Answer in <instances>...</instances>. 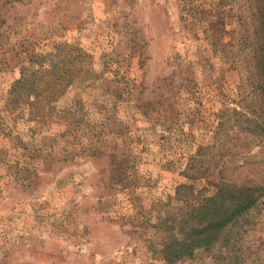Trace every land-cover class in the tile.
Listing matches in <instances>:
<instances>
[{
    "label": "rangeland",
    "instance_id": "1",
    "mask_svg": "<svg viewBox=\"0 0 264 264\" xmlns=\"http://www.w3.org/2000/svg\"><path fill=\"white\" fill-rule=\"evenodd\" d=\"M191 1L0 0V264H162L160 219L207 186L190 156L259 150L232 111L254 100L242 43L259 1ZM45 53L71 84L29 129L9 90ZM253 160L244 173L264 174Z\"/></svg>",
    "mask_w": 264,
    "mask_h": 264
},
{
    "label": "trees",
    "instance_id": "2",
    "mask_svg": "<svg viewBox=\"0 0 264 264\" xmlns=\"http://www.w3.org/2000/svg\"><path fill=\"white\" fill-rule=\"evenodd\" d=\"M258 1L253 13V32L244 36L242 43L254 100L250 110L232 111L242 119L239 127L245 138L255 140L254 146L259 150L251 153L249 144H245L246 150L235 153L233 145H226L223 154L227 157L215 168L202 164V155L208 146H199L195 155L190 156L184 175L192 180L204 178L205 190L212 188V191L199 190L192 194L190 201H185V206L175 216L160 219L158 226L165 235L156 250L162 264H264V250L252 249L257 243L253 234L262 228L259 217L264 215V174L254 176L243 171L246 165H258L253 160L256 155H264V0ZM189 2L192 1L185 0V4ZM211 26L208 23V29ZM48 55L37 57L35 67H23L9 90L7 106L15 105L24 110L20 120L29 129L43 128L47 124L55 97L71 84V69L64 71L52 65ZM221 118L217 127L224 126L220 130L228 138V130L234 128L230 125V113ZM213 174L215 177H211ZM193 186L180 184L179 189L192 190Z\"/></svg>",
    "mask_w": 264,
    "mask_h": 264
}]
</instances>
